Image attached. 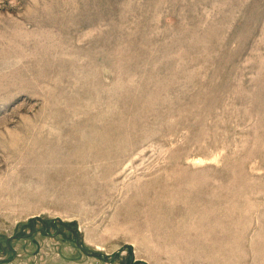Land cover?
<instances>
[{"label": "rangeland", "instance_id": "obj_1", "mask_svg": "<svg viewBox=\"0 0 264 264\" xmlns=\"http://www.w3.org/2000/svg\"><path fill=\"white\" fill-rule=\"evenodd\" d=\"M0 264H264V0H0Z\"/></svg>", "mask_w": 264, "mask_h": 264}]
</instances>
